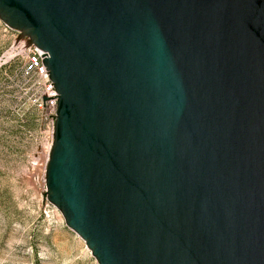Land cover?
<instances>
[{"label": "water", "instance_id": "water-1", "mask_svg": "<svg viewBox=\"0 0 264 264\" xmlns=\"http://www.w3.org/2000/svg\"><path fill=\"white\" fill-rule=\"evenodd\" d=\"M0 20L45 52L46 198L98 264H264V0H0Z\"/></svg>", "mask_w": 264, "mask_h": 264}, {"label": "rangeland", "instance_id": "rangeland-1", "mask_svg": "<svg viewBox=\"0 0 264 264\" xmlns=\"http://www.w3.org/2000/svg\"><path fill=\"white\" fill-rule=\"evenodd\" d=\"M15 37L0 20V264H98L46 198L51 120L8 61Z\"/></svg>", "mask_w": 264, "mask_h": 264}, {"label": "built area", "instance_id": "built-area-1", "mask_svg": "<svg viewBox=\"0 0 264 264\" xmlns=\"http://www.w3.org/2000/svg\"><path fill=\"white\" fill-rule=\"evenodd\" d=\"M14 31V30H13ZM14 38L8 52L7 58L11 63L21 66V75L27 80L25 92L31 94L34 106L46 111L51 120V129L54 131L55 117L57 111V92L51 81L46 67L43 65L45 52L32 43L28 37L22 36L20 32L14 31ZM46 99L56 97L53 99ZM45 106V107H43Z\"/></svg>", "mask_w": 264, "mask_h": 264}]
</instances>
